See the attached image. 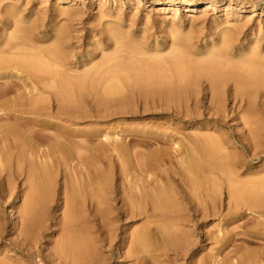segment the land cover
<instances>
[{"label": "bare ground", "instance_id": "obj_1", "mask_svg": "<svg viewBox=\"0 0 264 264\" xmlns=\"http://www.w3.org/2000/svg\"><path fill=\"white\" fill-rule=\"evenodd\" d=\"M153 2L158 12L178 0ZM198 2L182 1L190 11ZM216 3L209 0L203 9ZM112 22L100 57L89 52L81 61L65 51L63 27L49 37L40 35L37 23L14 27L0 40V191L21 194L19 209L12 211L18 240L8 245L24 254L33 249L40 257L41 243L53 264H107L95 255L91 215L101 226L112 224L107 234L126 246L124 262L146 264L153 245L171 244L188 254L212 239L213 264H264V171L237 168L230 139L215 129L194 128L187 139L170 136L174 141L162 148L158 138L168 137L165 132L79 127L111 111L122 115L131 97L156 96L188 113L203 91L213 114L241 119L245 139H256L260 127L253 102L264 88V50L243 44L227 27L199 47L188 34L153 41L124 31L117 19ZM212 120L215 125L218 117ZM149 140L157 146L147 152ZM216 194L219 204L211 202L209 211L197 207V216L189 215L185 203ZM209 216L220 221L215 234L206 229ZM247 216L251 221H244ZM5 225L0 215V242ZM0 264L30 263L5 253ZM195 264L207 262L202 257Z\"/></svg>", "mask_w": 264, "mask_h": 264}, {"label": "rangeland", "instance_id": "obj_2", "mask_svg": "<svg viewBox=\"0 0 264 264\" xmlns=\"http://www.w3.org/2000/svg\"><path fill=\"white\" fill-rule=\"evenodd\" d=\"M183 0H178L176 4L170 5L167 9L157 12L153 5L158 2L153 0H0V40H2L14 27L30 26L37 23L40 27V35L49 37L53 30L57 27H63L67 31V44L65 51L73 60H85L89 52L92 56L99 58L101 49L108 43L110 34L109 26H114L113 20L119 21V26L129 32V34L155 40L159 38L166 39L170 34L181 33L191 35L196 46H203L205 42L210 41V37L215 36L221 28L227 27V30L234 32L236 38L243 44L252 42L254 46H258L264 50V0H232L230 6L227 7L230 0H217L213 7L204 8V3L209 0H198L197 10L185 8ZM243 6L244 10L239 12V7ZM154 7V8H153ZM9 12H14L11 16ZM227 13V14H226ZM230 13L229 21H224ZM13 17L17 19L13 24ZM36 25V24H35ZM8 30V31H7ZM7 31V32H6ZM96 40H100L95 44ZM162 45V47H164ZM131 97V96H130ZM198 102L196 106L191 104L190 112L185 110H177L172 104L159 102L158 97L149 96L144 100H136L131 97L128 111L117 115L112 114L102 118L100 121L85 122L79 125L80 128H100L114 130L123 129H143L147 132H165L168 137H159L160 146L167 147L166 144L172 142L170 138L175 140L187 139L198 129L208 131L215 129L222 137L230 139L232 144L231 153L236 158L237 168L242 171L247 169H255L264 171V88H260L254 97V108L258 117L260 127V136L256 139H245L246 132L242 120L234 118L230 115L227 119L213 114L208 108V95L199 92L197 95ZM190 103H192L190 101ZM145 104L146 107L144 106ZM84 108H88L87 104H83ZM118 109V108H115ZM114 110V109H113ZM90 111V110H89ZM218 117V121L213 124L212 117ZM222 120H224L222 122ZM190 121V122H189ZM196 128V129H194ZM155 136V135H154ZM158 137V136H157ZM161 140V141H160ZM151 145L147 152L156 148L153 140H149ZM177 152L173 154L174 164H178L175 158ZM72 167L68 166L67 172L72 173ZM15 191L19 190V182L16 183ZM222 199L225 195V184L223 185ZM21 194L10 195L7 192L0 191V215L6 222L3 230V240L0 242V251L2 255L5 253L13 257L18 262H26L30 264H53L50 263L47 256L46 247L40 243V257L35 254L33 249L30 254L20 252L18 247L8 245L9 242L18 240L17 234L12 230V221L15 215L13 212L18 210L21 205ZM211 195L209 197H197V199L185 203L189 215L197 216L195 208L209 211L211 202L219 204L222 200L216 194L215 199ZM188 200H191L188 198ZM224 200V199H223ZM59 208V205L58 207ZM226 207H222V211L226 212ZM13 211V212H12ZM61 212V210L59 211ZM88 212V211H86ZM210 224L206 227L212 234L218 229L219 220L217 216H209ZM251 216H247L244 221H251ZM87 219V216H86ZM90 226L92 227L93 238L95 241V255L102 258L107 264H136L137 261L130 259L123 261L121 253L125 247L120 246L118 238L111 241L108 237L109 227L111 223L103 226L98 223V216H88ZM128 222L132 221L127 219ZM122 224V221L119 223ZM131 224V223H129ZM141 222H136L133 226H139ZM235 225V224H234ZM56 228H59L57 226ZM229 228H233L231 224ZM235 230H243V228H235ZM240 237H244L240 235ZM55 239V237H54ZM52 239V240H54ZM210 240V241H209ZM208 241L211 243L212 239ZM207 241H201L199 245L193 246V251L188 254L178 250L173 245H169L165 249H158L155 245L146 251V264H195L199 258L204 257L207 264H213L211 250ZM209 244V245H208ZM20 247V246H19ZM121 248V249H120ZM30 251V250H29ZM227 251L222 254L226 257ZM245 251L238 253L242 255ZM196 256V257H195ZM233 256V255H232ZM227 258V257H226ZM229 258V257H228Z\"/></svg>", "mask_w": 264, "mask_h": 264}]
</instances>
